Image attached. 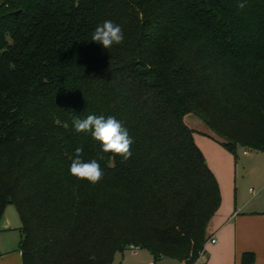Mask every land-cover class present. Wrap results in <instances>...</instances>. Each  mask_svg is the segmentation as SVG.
I'll list each match as a JSON object with an SVG mask.
<instances>
[{"label":"trees","instance_id":"trees-1","mask_svg":"<svg viewBox=\"0 0 264 264\" xmlns=\"http://www.w3.org/2000/svg\"><path fill=\"white\" fill-rule=\"evenodd\" d=\"M105 20L124 33L110 49L91 40ZM90 114L122 121L130 159L75 132ZM187 114L235 160L264 152V0H0V218L15 206L22 264L132 246L195 264L222 197ZM77 147L98 184L70 174Z\"/></svg>","mask_w":264,"mask_h":264},{"label":"crops","instance_id":"crops-1","mask_svg":"<svg viewBox=\"0 0 264 264\" xmlns=\"http://www.w3.org/2000/svg\"><path fill=\"white\" fill-rule=\"evenodd\" d=\"M193 130L195 142L219 182L222 197L219 209L206 227L209 242L195 264H241L246 252L254 253V264H264V152L245 153L239 149L240 155L235 160L214 142L218 136L212 131ZM20 240L21 235L19 253L11 251L13 255L3 257L0 264H22ZM126 251L128 255L124 251L117 264H183L169 258L155 261L148 251L140 248L135 253L131 249Z\"/></svg>","mask_w":264,"mask_h":264},{"label":"clouds","instance_id":"clouds-1","mask_svg":"<svg viewBox=\"0 0 264 264\" xmlns=\"http://www.w3.org/2000/svg\"><path fill=\"white\" fill-rule=\"evenodd\" d=\"M243 9L244 3L237 5ZM91 40L102 45L104 49H110L113 45L124 42L122 27L111 20H105L97 26L92 34ZM72 126L76 133H90L91 137L99 142L103 153H112L119 156L122 161L131 158V145L133 140L122 121L113 116L107 118L103 115L90 114L86 118H74ZM67 127V125H65ZM83 148L77 147L70 164V174L78 180H86L90 184H98L104 176V172L96 159L84 161L82 159ZM103 159V156H100Z\"/></svg>","mask_w":264,"mask_h":264},{"label":"rangeland","instance_id":"rangeland-1","mask_svg":"<svg viewBox=\"0 0 264 264\" xmlns=\"http://www.w3.org/2000/svg\"><path fill=\"white\" fill-rule=\"evenodd\" d=\"M185 123L190 128L199 130L201 132H206V130L208 129L213 132V130L208 126V124H206L205 121H203L201 118H199L194 114H187L185 116ZM216 136L217 135L215 134V137ZM216 139H218V137H216ZM216 139L214 140V142L222 146L218 141H216ZM238 155H240V152H238ZM20 226H21V221L15 206L8 205L3 215L0 218V261L4 259L3 257L12 256L13 255L12 253L14 252L11 251L16 250L17 254L19 253L18 242L21 233ZM7 250L10 251V254L4 253L7 252ZM125 255H128V251H125ZM121 257H122V253H118L116 255L114 264H117V262L121 259ZM175 263L178 262L175 261Z\"/></svg>","mask_w":264,"mask_h":264},{"label":"built area","instance_id":"built-area-1","mask_svg":"<svg viewBox=\"0 0 264 264\" xmlns=\"http://www.w3.org/2000/svg\"><path fill=\"white\" fill-rule=\"evenodd\" d=\"M244 152L247 153V150H245ZM210 241L213 242V243L216 242L215 239H211ZM208 242H209V241L206 240L205 245H204V248H203V250H202V252H201V255L203 254V252H204V250H205V246L208 244ZM130 249L133 250V252L135 253L136 250L139 249V248H138V247H133V246H132ZM21 253H22V252H21Z\"/></svg>","mask_w":264,"mask_h":264}]
</instances>
